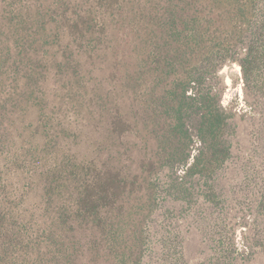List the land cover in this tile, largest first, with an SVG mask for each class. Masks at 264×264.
<instances>
[{
    "label": "rangeland",
    "instance_id": "374dc122",
    "mask_svg": "<svg viewBox=\"0 0 264 264\" xmlns=\"http://www.w3.org/2000/svg\"><path fill=\"white\" fill-rule=\"evenodd\" d=\"M149 2L0 0V49L6 42L2 30L7 36L3 16L19 4L31 11L53 10L48 20L54 24H61L63 13L70 16L74 9L91 7V16L107 20L108 30L90 41L72 28L74 36L55 40V48L33 46L32 53L42 61L34 88L38 100L31 97L13 113L0 107V198H10L14 214L33 236L57 229L52 241L64 242L60 252L68 259L65 264H120L123 259L126 264H264L262 110L246 103L254 98L243 88L238 64L230 63L207 81L220 91V104L231 113L223 134L230 143L227 159L209 161L192 127L189 138L174 139L162 136L165 127L158 123L163 118L157 116L155 131L144 127L147 116L137 102L148 89L137 90L133 99L124 78L133 61L127 57L134 39L130 26H140L135 21L138 8ZM66 41L74 57V68L68 70L52 61ZM121 115L124 121L118 120ZM168 141L167 148L175 147V153L164 164L163 143ZM200 152L207 163L185 176L182 157L189 153L188 165ZM41 172L53 185L55 175L60 178L46 207ZM119 177L122 182L115 179ZM96 204L112 223L105 236L74 220L75 210L89 212ZM59 212L72 227H56ZM36 242L42 251L45 240Z\"/></svg>",
    "mask_w": 264,
    "mask_h": 264
},
{
    "label": "trees",
    "instance_id": "16d2710c",
    "mask_svg": "<svg viewBox=\"0 0 264 264\" xmlns=\"http://www.w3.org/2000/svg\"><path fill=\"white\" fill-rule=\"evenodd\" d=\"M90 9H74L70 16L63 13L59 19L61 24L48 20L53 17V10L31 11L23 4L10 11L9 16L4 14L8 37L2 30L3 41L6 39L0 49V86L4 90L0 95V107L3 112L9 108L8 113H13L14 108L25 105L31 97L38 100L34 88L38 87L42 75L39 70L42 61L32 53L34 45L55 48L52 45L55 40L74 36L72 28H76L82 38L89 35L90 41H96L108 32L107 20L98 19L97 22ZM138 14L135 21L141 22L140 26H130L134 39L128 44L127 57L133 61L127 67L129 74L124 79L132 86L133 99L137 90L143 87L146 92L148 89L145 98L137 102V107L144 108L141 112L147 116L143 126L150 125L149 131H155L157 116L163 118L158 123L165 127L162 136L173 139L177 136L189 138L192 127L204 144L202 153L206 158L210 161L219 156L224 161L230 154V143L223 134L231 113L220 104V91L209 86L207 81L218 77L224 65L237 63L243 88L254 98L252 103H246L252 108L259 106L264 116V0H150L149 5L138 8ZM112 15L114 22L120 20L118 15ZM96 27L101 29L97 31ZM70 44L66 41L63 50L53 53L52 61H57V65L66 70L74 68L73 54L68 53ZM58 57L61 60L58 61ZM117 118L124 121L125 115ZM171 143H163L164 164L175 153V147L167 148ZM202 153L193 155V161L188 165L185 164L190 155L184 154L181 160L185 176L197 173L207 163L205 159L200 160ZM41 177L46 182L42 187L46 207V202L49 203L59 189L60 178L55 175L58 182L53 185L48 181L47 173L41 172ZM115 179L123 180L122 177ZM13 204L6 196L0 198V264H65L68 259L64 261L60 252L64 242L52 241L57 229L51 231L48 228L45 235L42 231L33 236L19 222ZM75 212V221H85L86 225L100 230L103 236L112 224L102 216L97 204L92 205L89 212ZM55 224L57 228L71 226L70 220L60 212ZM36 238L45 240L42 251ZM120 264H126L125 260Z\"/></svg>",
    "mask_w": 264,
    "mask_h": 264
}]
</instances>
